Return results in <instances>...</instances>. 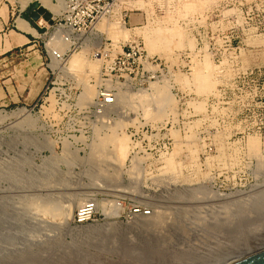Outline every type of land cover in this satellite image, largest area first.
<instances>
[{
    "label": "rangeland",
    "instance_id": "rangeland-1",
    "mask_svg": "<svg viewBox=\"0 0 264 264\" xmlns=\"http://www.w3.org/2000/svg\"><path fill=\"white\" fill-rule=\"evenodd\" d=\"M239 2L245 3L243 13L236 10ZM191 3L192 6H187L184 1L182 5L184 12L180 13L178 22L175 21L178 14L166 13L160 14L155 24H148L142 28H133L130 25L124 27L123 23L117 22L119 28L126 32L124 37L122 35L115 37L108 32L106 26L100 28L99 25L106 21L100 22L97 30L103 33H95L94 46L84 45L82 48L72 49L59 63L64 66V70L57 69L55 67L57 61H50L46 54L44 44L49 42V24H44L40 35L37 33L39 36L37 40L49 77L36 101L31 106H26L27 109H31L36 104L35 109L30 111L36 125L31 129L28 122L16 117H11L0 125V161L7 158L10 165L9 169L4 168L5 166L3 167L5 170L0 169V245L12 243L22 247L26 243L25 239L30 237L28 240L35 246L51 247L52 250L68 249L69 254L78 257L84 256L86 251L87 254L89 252L107 258L127 260L129 258L127 253L124 252L123 255L120 251L119 253L110 251L102 237L88 234L85 230L94 223L111 219L132 225L134 221H138L137 217L143 214V208L152 205L151 213L142 216L151 218L160 214L159 216L168 223L164 225L165 227L168 225V231L171 233L169 242L172 247H180L182 244L183 248H188L192 246L193 240L189 232L184 234L185 231L180 230L182 209L179 204L183 200L186 201V197L192 194L194 196L195 192L189 191L186 194L185 191L182 192L183 189L203 188L201 189L203 194L198 193L197 198L195 196V199L191 198L195 205L190 201L194 207L185 209V213L196 215L198 230L215 224L211 229L215 228L214 231L219 232L222 227L216 225L215 220L201 222L198 217L201 211V215L204 216L209 212L212 215H221L222 212H219L220 208L215 203L220 197L216 195L229 197L238 192L251 193L264 181V130L259 129L251 113L231 125L220 121L221 128L216 130L207 101L216 86L215 67L213 70L215 77L211 78L214 88L210 93H204L194 84L196 65L204 60L201 62L184 56L204 53L214 63L208 54L232 52L243 55L245 64L259 65L264 70V30L260 36L251 34L253 31H260L255 29L256 25L264 28V0H192ZM220 5H225L229 13L236 12L238 21L246 20L249 23L248 34L242 36L244 39L248 38L246 44H236L234 50L223 49L220 45L196 44L194 35L199 25L219 19L212 11ZM58 11L57 7L55 14ZM129 12L132 16L131 22L141 21L140 14ZM109 22L112 23L114 20ZM160 25L163 27L176 25L184 41L180 43V37L170 35L171 43L158 44L154 49H149L148 41L139 30ZM135 37H140L144 42L147 54L166 59L168 63L174 53H180V68L187 69L192 66L191 74L186 75L183 70L170 80L167 76L163 81L150 82L148 74L142 70L143 61L138 62L134 74L125 76L127 72L125 69L124 72L113 71L109 74L105 68L111 66V57L101 59L95 56L96 48L99 45L101 48L107 45V49L119 51ZM73 55H81L83 58L84 64L79 66V69L78 67L72 69L69 66L70 57ZM155 85L163 86L162 91L156 93ZM172 86H175V90ZM105 88L116 93L117 99L112 104L102 107L98 96ZM42 95L46 102L41 99ZM168 98L172 105L167 108L165 102ZM21 107L23 106H13L5 112ZM199 107L204 110L200 111ZM161 124L172 132L174 142L168 144L170 149L165 160L162 159L165 167L168 159L172 161V165L166 167L169 181L166 187L160 190L147 188L144 183L146 176L144 171L139 173L141 182L138 187L123 184L122 180L127 182L126 170L129 168L131 158L130 148L126 157H119L110 140L116 134H123L127 136L130 145V136H133L142 141L139 143L140 146L146 148L153 142L150 143L147 139L143 141V133L157 129ZM225 132H230L232 137L224 139ZM250 138L256 139L258 143L256 147L258 155L249 147ZM209 145L213 146L212 151L208 150ZM154 155V159L160 158ZM146 157L144 153H140L139 161L143 163L149 159ZM31 160L34 163L30 162ZM32 164L35 166H31ZM128 172L132 174L135 169ZM110 176V180L116 178L120 183L104 188L95 186L98 182L105 183ZM92 180L97 181L94 186L89 185ZM40 186L41 192L38 191ZM34 190L37 193H32ZM180 193H184L182 195L184 198H181ZM76 196L82 200L79 204L72 203L73 207L68 209L67 205L71 204L69 199L72 200L73 197L75 199ZM209 200L214 205L210 204ZM89 201H94L97 205L98 214L95 219L83 225L74 223L73 215L76 209ZM207 204H210V207ZM200 205L201 208L198 207ZM135 206H139L141 211L132 213L131 210ZM107 211H110V216ZM226 212L227 210L224 214ZM8 256L15 257L19 254L16 252L4 255L6 258H9ZM134 262L138 261L135 259Z\"/></svg>",
    "mask_w": 264,
    "mask_h": 264
},
{
    "label": "built area",
    "instance_id": "built-area-1",
    "mask_svg": "<svg viewBox=\"0 0 264 264\" xmlns=\"http://www.w3.org/2000/svg\"><path fill=\"white\" fill-rule=\"evenodd\" d=\"M55 3H61L62 7L59 13L54 14L50 10L44 8L51 14V22H48L43 17H31L32 22L40 28V31L45 27L44 24H49L53 29H62L59 32V46L50 45L49 42L44 44L45 51L50 61H62L67 53L72 49L82 48L86 46H94L96 37L95 33L99 32L97 26L100 22L110 20L123 23L133 28H142L148 24L153 25L159 20L160 14H178L175 19L180 21V13L184 12L182 5L185 1L187 6L191 5L192 0H51ZM194 1V0H193ZM20 9L26 10L33 3L41 6L40 1H34L22 8L20 0H17ZM181 3V5H180ZM245 3H238L237 12H244ZM229 10V9H228ZM225 5L216 7L212 12L215 13V19L207 23H201L196 31V44H211L220 45L225 48L234 50L235 45L246 44L242 36L248 34L247 21H238L236 12L229 13ZM35 9H33V12ZM129 11H134V14H140L141 21L131 22V14ZM179 16V17H178ZM198 19V18H196ZM196 19L194 21H196ZM109 20V21H107ZM258 31H253L254 36L262 35L264 28L260 25L255 27ZM40 31H38L40 33ZM99 33H103L102 31ZM39 37V36H38ZM37 37V38H38ZM50 40V38H49ZM57 43V44H58ZM63 45V48H61ZM99 45L95 56L106 57L110 56L112 64L106 67L105 70L111 74L113 71L125 72L126 75L134 74L137 71L138 62L143 61L142 70L148 74V79L152 81H163L169 76V80L180 74V71H185L186 75L191 74L192 66H187V69L180 68V53H174L170 63L166 59L150 56L146 53L144 42L140 37H135L129 40L127 44L122 46L119 51L107 49ZM214 62L216 86L212 94L207 98L210 115L216 125V130H220V121L227 122L228 125L236 123L240 118L253 114L256 124L259 129L264 130V70L261 66H251L245 64L243 55H237L232 52H215L208 54ZM194 60H205L206 54L196 53L193 56L190 54L184 55ZM195 63V61H193ZM123 65L124 68H123ZM128 65V66H127ZM49 66V64H48ZM50 67V66H49ZM125 69V70H124ZM124 75V73L122 74ZM171 82V81H170ZM174 84V83H173ZM49 86H47V89ZM175 90V86H172ZM41 99L46 102L42 95ZM101 106L109 105L117 99L116 93L109 89H104L98 96ZM26 107V106H25ZM35 106L31 107L30 111L34 110ZM27 108V107H26ZM167 124V123H166ZM226 126V125H225ZM224 139H230V132L223 134ZM148 140L150 143H168L173 144L172 132L161 124L157 129H152L150 132L143 133L142 140ZM139 141L135 137L130 136V160L128 170L135 169V172L130 174L126 170V181L122 180L123 184L135 185L136 188L140 185L139 173L144 171L145 186L149 189L160 190L165 188L168 181L166 167L162 158H153V150L150 145L140 146ZM149 143V144H150ZM150 150V152H148ZM208 150L212 151L213 146L209 145ZM140 153H144L149 159L143 163L139 160ZM155 156V155H154ZM146 157V158H147ZM107 185L119 184V180L112 178ZM118 181V182H116ZM95 180L89 182V185L94 186ZM100 184V182H98ZM119 204V203H118ZM135 213L141 211L139 206L132 208ZM153 210L152 205L143 208V214H150ZM98 214L97 205L94 201L86 202L80 205L74 215L73 222L76 224H85L93 221Z\"/></svg>",
    "mask_w": 264,
    "mask_h": 264
},
{
    "label": "bare ground",
    "instance_id": "bare-ground-1",
    "mask_svg": "<svg viewBox=\"0 0 264 264\" xmlns=\"http://www.w3.org/2000/svg\"><path fill=\"white\" fill-rule=\"evenodd\" d=\"M34 1H38V0H24L23 5L24 7H26L27 4L34 2ZM39 1L41 3V7L50 10L54 14H55L57 7L59 10L58 13L61 10L62 4L60 2L55 3V2H52L51 0H39ZM190 4H193V3H190ZM103 26H106L109 30L108 32H110L115 37L121 36V35L123 37L126 36V32L124 31V29L121 30L119 28V25L117 24V22L115 23L106 22V23H101L99 25L100 28H104ZM175 26L176 25H174L173 27L171 26L163 27L160 25L157 27L155 26L154 28L152 27L151 29H147L148 28L147 27V28L142 29V31H140L141 30L140 29L139 32L148 41L147 43H148L149 49L150 48L154 49L156 46H158V44L171 43L170 35H174V36L176 35V37H180V43L184 41V39L181 38V32H179L177 30V27ZM48 30H49V38H50L49 44L50 45L56 44L55 46L60 47V44L57 41H59V32L63 30L53 29L50 26ZM189 43H191V40ZM62 48H63V45H62ZM53 60L56 61L55 59ZM83 62L84 61L81 55H76V56L73 55L70 57L69 66L72 69H74L75 67H78L77 69H79V66H82V64H84ZM59 63L60 61L57 60V62L55 63V67L57 69L64 70L63 68L64 66L60 65ZM213 70H214L213 63L207 57L202 63H200L199 65L198 64L196 65L195 73H194L195 74L194 84L198 86L199 91H204V93H210L213 90L214 83L211 80L213 76ZM158 85H155L156 93L161 92L163 88V86L160 87ZM165 104L168 108V107H171L172 102H170L168 98ZM198 105H201V104H198ZM200 107L198 108L200 109V111L204 110L203 108H200ZM196 109H197V105H196ZM11 117H16L17 119L18 118L23 119L24 121L28 122L27 124L29 125L31 129L36 125L35 120L30 115V109H27L26 107L24 108L21 107L17 110H12L11 112H5V111L0 110V125H2L7 119ZM17 129L18 128H16L15 130ZM19 131H21L20 128H19ZM110 138H111V135H110ZM110 141L112 142L113 144L112 146L114 147L119 157L120 156L126 157V154L128 153V150L130 148L127 136L123 134H120V135L116 134L113 136V138ZM20 145H22V143ZM257 145L258 143L256 139L250 138L249 147L251 151L256 152V154L258 152L256 149ZM150 146L156 156L165 160V156L170 149V145H168V143L158 142V143L150 144ZM94 150H96V148ZM257 155H256V158H258ZM6 159L7 158H4L2 161H0V166H1L0 169L2 170H5L3 169L4 166H5L4 168L6 169L8 168V165H9L8 159L7 160ZM167 161H168V164H166V167L169 168L170 165H172L171 163L172 161H170L169 159ZM30 162H33V161L31 160ZM31 166H35V165L32 164ZM6 178L8 180V175ZM110 179H111V176L108 178V181H106L105 183H100V184L95 183L96 184L95 186L100 187V188H104L106 186H115V185H107L108 182L109 183L111 182ZM39 189L41 190V186L40 188H38V191H40ZM201 189L203 188H197L194 190L183 189L182 192L185 191L186 194L189 191L190 193L195 192L194 196L197 198L196 195L198 193L203 194ZM205 190L206 188L204 189V191ZM32 193L35 194L37 193V191L35 192L34 190ZM183 194L180 193L181 198H184L182 196ZM194 196L193 194L190 197L188 196V198L185 196L186 201L183 200L184 202L182 201L183 203L181 202L179 204L180 208L182 209V211L180 210V230L182 229V231H185L184 234L186 232H189L193 240L192 246L190 245V247L188 248H185V247L183 248L182 244H180V247L179 246L172 247L171 242H169V237L171 233L168 231V228H167L168 225L167 227H165V225L168 223H166L163 220V218L159 216L160 214L156 216L154 215L151 218L142 216L146 214H141L138 217L136 216L139 219L138 221H134L132 225H127L120 221H115L111 219V220H105L100 223H94L93 225L88 226L86 230L85 228H83V230L87 231L88 234L97 235V236L102 237L104 239V243L106 242V245L109 247L110 251L112 250L113 252H118V253L120 251L122 252L120 254H123V255L127 253V256L130 258V260L129 258L128 259L126 258L127 260L107 258V256L103 257L100 254H93V253L89 254V252L87 254L85 250L84 251L86 253L84 252V256L78 257L77 255L69 254L68 249L52 250L50 249L51 247L44 246L45 247L44 248L42 247V245L35 246L32 244V242L28 240L30 239V237H27L25 239L26 243L22 247H18L12 243L8 245H0V264H231L233 262L239 261L241 259L250 257L252 255H255L259 252L264 251V181L260 183L258 186H256V189L252 191L251 193H242V192L239 193L238 192L229 197H224V196L221 197L220 194L219 196L216 195V197L218 198L220 197L219 198L220 200L217 198L216 199L214 198L215 200H219L218 202L217 201L215 202L218 205V208H220L219 212L220 213L222 212V214H224V211L227 210V212L224 215L222 214L212 215L209 212L208 215L204 216L202 214L203 215L202 216L201 215L202 211L200 210L201 213L198 217L200 218L201 222H205L208 220L210 221L215 220L216 225H219L220 227H222V229L219 232H215L214 231L215 228L211 229L212 227H215V224L212 227L204 226L203 229L199 228L198 230V227L196 226L197 224L196 215L195 214L187 215L185 213V209L188 210V208L193 206L194 203L191 201V198L192 197L194 198ZM80 200H82L81 197H77L75 199L73 197L72 200L69 199V201L71 202L68 201L71 204L67 205L68 203L67 202L65 205H67L68 209H70L73 207L72 203L79 204ZM190 201L193 204H191ZM208 202L214 205L213 203L210 202V200ZM210 204H207V206L210 207ZM198 207L201 208V205ZM202 209L204 208L202 207ZM131 211L132 213L134 212V210H131ZM212 212L215 213L214 211ZM107 213H108V216H110L111 214L110 211L109 212L107 211ZM210 217H212V219ZM79 225H83V224H79ZM10 237L13 238L15 236H10ZM105 239L107 241H105ZM16 252H18L19 256H15V257L8 256L9 258H6L7 256L4 257V255H10ZM19 252H21V254ZM135 259L138 262L140 261V263L134 262Z\"/></svg>",
    "mask_w": 264,
    "mask_h": 264
},
{
    "label": "crops",
    "instance_id": "crops-1",
    "mask_svg": "<svg viewBox=\"0 0 264 264\" xmlns=\"http://www.w3.org/2000/svg\"><path fill=\"white\" fill-rule=\"evenodd\" d=\"M32 12L20 9L17 0H0L1 111L31 106L49 77L37 40L40 28L32 22Z\"/></svg>",
    "mask_w": 264,
    "mask_h": 264
},
{
    "label": "water",
    "instance_id": "water-1",
    "mask_svg": "<svg viewBox=\"0 0 264 264\" xmlns=\"http://www.w3.org/2000/svg\"><path fill=\"white\" fill-rule=\"evenodd\" d=\"M30 10L35 9L34 12H32V17L39 18L40 16L43 17L48 22H51V14L47 10H45L43 7L38 6L37 3H33L30 8ZM231 264H264V251L259 252L255 255H252L250 257L241 259L239 261L233 262Z\"/></svg>",
    "mask_w": 264,
    "mask_h": 264
}]
</instances>
